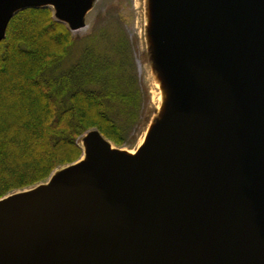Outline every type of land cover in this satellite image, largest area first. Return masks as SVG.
Here are the masks:
<instances>
[{"label":"water","instance_id":"obj_1","mask_svg":"<svg viewBox=\"0 0 264 264\" xmlns=\"http://www.w3.org/2000/svg\"><path fill=\"white\" fill-rule=\"evenodd\" d=\"M88 3L0 0V44L24 9L74 32ZM154 9L164 119L135 156L88 131L86 163L1 198L0 264H264V0Z\"/></svg>","mask_w":264,"mask_h":264},{"label":"trees","instance_id":"obj_2","mask_svg":"<svg viewBox=\"0 0 264 264\" xmlns=\"http://www.w3.org/2000/svg\"><path fill=\"white\" fill-rule=\"evenodd\" d=\"M73 44L70 27L51 7L24 9L9 24L0 44V199L76 162L86 132L98 130L119 146L139 122L136 77L93 43L74 68L62 70Z\"/></svg>","mask_w":264,"mask_h":264},{"label":"rangeland","instance_id":"obj_3","mask_svg":"<svg viewBox=\"0 0 264 264\" xmlns=\"http://www.w3.org/2000/svg\"><path fill=\"white\" fill-rule=\"evenodd\" d=\"M154 20V0H89L84 28L72 32L74 44L60 65L64 71L74 68L88 44L93 43L105 58L122 62L124 71L136 77L141 92L142 115L140 113L139 122L130 129L128 142L116 145L128 151L136 149L146 133L152 132L168 111V108L162 111L159 102V85L166 81L167 75L158 62L157 45L153 34ZM32 29L34 28L28 27V31ZM49 33L46 30V35L41 38L45 46ZM36 48L40 49V46ZM27 94L31 95L28 91ZM45 102L46 100L44 104ZM32 112L35 115L39 113L36 109ZM26 125L30 126L27 123ZM83 136L85 134L78 138V145L81 148ZM83 155L84 150L78 160ZM65 166L67 165H61L54 172ZM49 178L30 187L13 190L8 195L32 189L42 183L44 185Z\"/></svg>","mask_w":264,"mask_h":264},{"label":"bare ground","instance_id":"obj_4","mask_svg":"<svg viewBox=\"0 0 264 264\" xmlns=\"http://www.w3.org/2000/svg\"><path fill=\"white\" fill-rule=\"evenodd\" d=\"M159 89H160V92H159L160 107H161L162 111H165L169 105V102L171 101V99L173 97L174 87H173V84L171 82L166 80L162 85H159ZM150 135H151V131H148L146 133V135L144 136V138L140 141L138 147L134 150L128 151V150L120 149L115 145H113L112 148L116 151L131 155V156H135L139 150H141L142 148H144L147 145ZM81 146L84 150V155L79 160V162L77 164L86 163L89 160L88 154H87L88 144L85 141H82ZM66 169L67 168L57 170L52 175L50 180L46 184H44L43 186L49 187L50 185H52V183L55 181V179Z\"/></svg>","mask_w":264,"mask_h":264}]
</instances>
